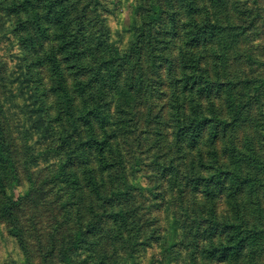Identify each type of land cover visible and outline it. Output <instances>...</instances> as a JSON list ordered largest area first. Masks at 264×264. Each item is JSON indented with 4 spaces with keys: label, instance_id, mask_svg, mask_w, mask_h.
<instances>
[{
    "label": "trees",
    "instance_id": "obj_1",
    "mask_svg": "<svg viewBox=\"0 0 264 264\" xmlns=\"http://www.w3.org/2000/svg\"><path fill=\"white\" fill-rule=\"evenodd\" d=\"M239 1L134 0L123 42L105 0H0V225L26 264L21 208L55 184L68 224L41 264H75L79 251L82 264H136L154 246L166 264L176 238L185 264H264V77L237 30L260 15L234 25L246 17ZM158 100L182 127L155 226L126 169L124 125ZM48 158L60 161L52 175H34ZM193 199L203 220L188 231Z\"/></svg>",
    "mask_w": 264,
    "mask_h": 264
},
{
    "label": "rangeland",
    "instance_id": "obj_2",
    "mask_svg": "<svg viewBox=\"0 0 264 264\" xmlns=\"http://www.w3.org/2000/svg\"><path fill=\"white\" fill-rule=\"evenodd\" d=\"M105 1L111 3L109 8H113L114 12V16L109 18V25L112 31L118 30L120 32L119 34L123 42H125L127 34L124 31L129 29L130 23L134 19L131 5L134 0ZM255 1L258 2L255 3ZM239 2H245L241 8L246 17L243 20L234 18V25H245L244 21L254 13L260 15L257 19V24L250 26L251 30L247 31L243 29L240 31L239 28L237 30L245 37L239 44L242 43V48L252 57V62H247L248 66L253 70L257 69L256 75L264 77V0H240ZM166 7L169 9L171 5L166 2ZM166 112H171L166 108V100H158L153 103L151 111H148L143 118L128 120L124 125L131 133L129 134L131 144L128 146L126 153L129 164L127 163L126 169L129 173L138 177L136 180L142 182L141 185L134 186L137 190L136 197L137 201H139V209L141 207L150 208L149 212L153 221H150V217L148 216L149 224H153L154 222L155 226L161 223V218L158 214L161 210L160 207L159 210L156 208L159 201L157 194L165 188V184L160 179H163L162 176L165 171H172L171 166L177 165L181 157V155L172 152L169 146L172 144L175 134L177 135L182 126L180 123L167 121ZM261 119L264 121V118ZM33 157L34 155H31L29 158ZM135 162H137V165H135ZM35 163H37V167L35 168L34 175L38 173L41 177L48 178L52 175L60 161L48 158V161L37 160ZM47 187V193L50 195L41 204L34 206L24 205L21 208L24 224L21 223L29 230L26 231V238L30 241L29 253L33 264H41L42 258L40 260L36 258L40 254V249L43 250L42 253L44 255H47L45 250L54 244L53 241L60 243L62 239L58 235L61 233L56 234L55 231H63L68 224V218L64 216L69 209L63 207L66 201L60 195V192L63 191L62 186L55 184L48 185ZM55 187L57 189H53ZM166 187H168V184ZM14 192L17 195L19 191L14 190ZM190 192H192L191 187ZM198 198H200V195H198ZM193 205L196 207L193 208L195 210L192 211V219L187 220L188 225H185L188 231L191 229L197 231L198 225L203 220L200 200L193 199ZM175 209L177 210L176 207ZM143 212L145 213V210ZM180 212L182 213L181 210ZM157 221L159 222L158 224ZM180 222L183 223L184 221ZM56 223L58 224L57 227ZM177 231L181 233L182 230L178 229ZM176 240L169 241L171 258L165 262L166 264H185V255L187 254L181 249ZM77 256L75 264H82L84 252L79 251ZM196 258L200 260L199 252L196 253ZM160 259V250L157 246H154L145 255L139 256L136 264H157L160 263ZM89 261L86 264H90ZM0 264H26L20 245L6 230L5 225H0ZM54 264L60 263L55 261Z\"/></svg>",
    "mask_w": 264,
    "mask_h": 264
}]
</instances>
